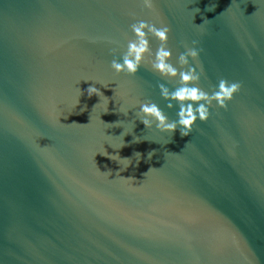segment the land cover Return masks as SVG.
Returning a JSON list of instances; mask_svg holds the SVG:
<instances>
[{
	"label": "water",
	"instance_id": "95a60500",
	"mask_svg": "<svg viewBox=\"0 0 264 264\" xmlns=\"http://www.w3.org/2000/svg\"><path fill=\"white\" fill-rule=\"evenodd\" d=\"M152 2L0 0V264H264V0ZM138 20L171 28L178 69L197 42L204 91L242 84L187 137L136 115L177 119L159 41L136 76L111 68Z\"/></svg>",
	"mask_w": 264,
	"mask_h": 264
},
{
	"label": "clouds",
	"instance_id": "9594fccd",
	"mask_svg": "<svg viewBox=\"0 0 264 264\" xmlns=\"http://www.w3.org/2000/svg\"><path fill=\"white\" fill-rule=\"evenodd\" d=\"M142 6L152 10L153 2L152 0H142ZM131 31L135 39L129 41L127 51L122 56V62L115 58L111 61L112 70L117 75L136 76L141 66L145 64V58L153 56L149 43V37H152L159 41V47L155 51L154 59L147 61L151 70L165 80H176L177 78L179 80V87L174 90H170L163 83L158 85L162 99L167 102L166 107L172 110L178 106L177 119L170 121L158 104L146 101L140 103L139 113L136 114L146 128L150 129L154 121L158 131L162 133L174 135L179 130L181 137H187L198 120L201 123L209 120L210 108L213 103L221 109H226L228 103L241 91L242 84L240 82H230L225 78L219 80L218 87L214 88L211 94L199 87L204 70L202 64L199 63L202 49L197 47L196 41H193L192 47L186 44L182 45L185 50L179 54L177 59L180 69L170 63L172 50L168 47L171 33L169 26L161 24L160 27H157L148 21L138 20L131 25ZM190 61L197 63L192 66ZM87 93L89 98L93 95L102 96V93L95 87H89ZM121 112L127 115V111ZM153 154L154 151L149 154V158ZM110 158L120 163V157L118 159H114L113 156ZM105 173L111 175V172Z\"/></svg>",
	"mask_w": 264,
	"mask_h": 264
}]
</instances>
